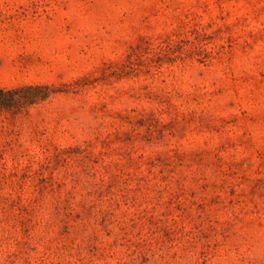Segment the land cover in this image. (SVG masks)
Returning a JSON list of instances; mask_svg holds the SVG:
<instances>
[{
    "label": "rangeland",
    "instance_id": "1",
    "mask_svg": "<svg viewBox=\"0 0 264 264\" xmlns=\"http://www.w3.org/2000/svg\"><path fill=\"white\" fill-rule=\"evenodd\" d=\"M0 264H264V0H0Z\"/></svg>",
    "mask_w": 264,
    "mask_h": 264
},
{
    "label": "trees",
    "instance_id": "2",
    "mask_svg": "<svg viewBox=\"0 0 264 264\" xmlns=\"http://www.w3.org/2000/svg\"><path fill=\"white\" fill-rule=\"evenodd\" d=\"M53 92L51 86L44 84L0 88V109L19 113L28 105L46 100Z\"/></svg>",
    "mask_w": 264,
    "mask_h": 264
}]
</instances>
